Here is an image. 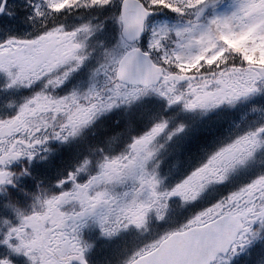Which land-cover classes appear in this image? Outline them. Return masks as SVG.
I'll return each instance as SVG.
<instances>
[{
	"label": "snow or ice",
	"instance_id": "6c2138e0",
	"mask_svg": "<svg viewBox=\"0 0 264 264\" xmlns=\"http://www.w3.org/2000/svg\"><path fill=\"white\" fill-rule=\"evenodd\" d=\"M0 264H264V0H0Z\"/></svg>",
	"mask_w": 264,
	"mask_h": 264
},
{
	"label": "rangeland",
	"instance_id": "374dc122",
	"mask_svg": "<svg viewBox=\"0 0 264 264\" xmlns=\"http://www.w3.org/2000/svg\"><path fill=\"white\" fill-rule=\"evenodd\" d=\"M242 127H243V125H242ZM202 155H203V153L197 151V152H194V153L189 154L186 158L187 159H192V158H195V157H198V156H202ZM168 161H174V160L172 158H169V159H167V160L164 161L163 165H165ZM184 175L185 174L182 171V174L179 175L178 179H181ZM167 177H168V175H167ZM173 183H175V182H173ZM170 184H172V183H170Z\"/></svg>",
	"mask_w": 264,
	"mask_h": 264
},
{
	"label": "flooded vegetation",
	"instance_id": "af4514ba",
	"mask_svg": "<svg viewBox=\"0 0 264 264\" xmlns=\"http://www.w3.org/2000/svg\"><path fill=\"white\" fill-rule=\"evenodd\" d=\"M85 235L87 236V230H85Z\"/></svg>",
	"mask_w": 264,
	"mask_h": 264
}]
</instances>
